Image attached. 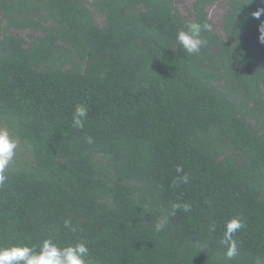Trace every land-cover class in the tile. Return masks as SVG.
Returning a JSON list of instances; mask_svg holds the SVG:
<instances>
[{"label": "trees", "instance_id": "obj_1", "mask_svg": "<svg viewBox=\"0 0 264 264\" xmlns=\"http://www.w3.org/2000/svg\"><path fill=\"white\" fill-rule=\"evenodd\" d=\"M195 22L212 30L186 55L175 35ZM262 25L264 0H0V127L19 140L0 247L82 240L86 264H264ZM178 165L189 182L172 188ZM170 202L192 210L169 215Z\"/></svg>", "mask_w": 264, "mask_h": 264}, {"label": "clouds", "instance_id": "obj_2", "mask_svg": "<svg viewBox=\"0 0 264 264\" xmlns=\"http://www.w3.org/2000/svg\"><path fill=\"white\" fill-rule=\"evenodd\" d=\"M253 17L259 18L261 10L254 12ZM212 26L209 23H188L184 28L179 29L175 35V43L186 55L198 54L205 43L202 32H211ZM261 42H264V25L260 28ZM88 109L83 103L77 104L72 112V126L83 129L84 121L87 117ZM88 143H92L90 137L86 138ZM18 138H14L7 127H0V188L8 180L7 170L14 163ZM177 177L173 178L170 187L176 188L180 184L189 182V175L184 173L182 166L175 169ZM181 173H183L181 175ZM192 206L189 203L170 202L169 215H175L178 211L189 213ZM167 217H161L160 221L154 225L155 231L164 229ZM63 226L69 231H76L70 219L63 220ZM243 218L240 216L231 217L224 221L223 234L219 243L224 248L226 260H232L238 254V241L234 238L236 233L244 228ZM210 231L216 230V225L210 226ZM89 248L84 241L75 244L58 246L52 239H43L38 245H14L11 247H0V264H86L89 256Z\"/></svg>", "mask_w": 264, "mask_h": 264}, {"label": "rangeland", "instance_id": "obj_3", "mask_svg": "<svg viewBox=\"0 0 264 264\" xmlns=\"http://www.w3.org/2000/svg\"><path fill=\"white\" fill-rule=\"evenodd\" d=\"M222 0H219L221 2ZM185 4H189L191 0H184ZM223 9L216 3L215 5L208 8V18L212 21L214 27L219 31V22Z\"/></svg>", "mask_w": 264, "mask_h": 264}]
</instances>
